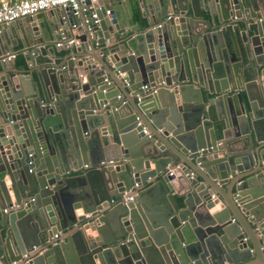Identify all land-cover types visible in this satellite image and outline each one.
<instances>
[{
    "label": "water",
    "instance_id": "water-1",
    "mask_svg": "<svg viewBox=\"0 0 264 264\" xmlns=\"http://www.w3.org/2000/svg\"><path fill=\"white\" fill-rule=\"evenodd\" d=\"M124 1L0 33V264H264V0Z\"/></svg>",
    "mask_w": 264,
    "mask_h": 264
},
{
    "label": "crops",
    "instance_id": "crops-1",
    "mask_svg": "<svg viewBox=\"0 0 264 264\" xmlns=\"http://www.w3.org/2000/svg\"><path fill=\"white\" fill-rule=\"evenodd\" d=\"M14 1H20V0H14ZM128 1H129L131 10H132V17H131L132 24L130 26H127L126 28L127 32L129 31V28L131 30H136L137 25H138L139 31L143 32L145 29H148L147 21H151L152 19L156 21L157 25L158 24L162 25L165 22L166 19L162 20L161 22L158 21V19L161 18L162 15H161V12H159L155 8L153 3H150V8H146V5H144V10L146 11V15H145L142 13L144 10L140 11L136 0H128ZM89 6H91L93 9L98 11V13L100 9H104L105 11L110 12L113 6L115 7V9H117V11L120 14H123L124 16L128 15L129 13V8L128 6H126V2L124 0H99L98 2L93 1L92 3L89 4ZM57 10L58 9H52V10L39 13L42 15V17H40V21L42 23L45 21L48 22V25L50 26V30H51L50 31L51 33L49 35L50 37H52V39L49 40V44H46L44 46H41L40 44H36L35 50L33 49V45H30V49L32 48L33 51L38 52L36 55L38 62H44L46 57L49 59H54L51 56L53 48L55 49V58L58 60L61 59V63H63L67 55L72 53L73 51L72 46H62L61 48H57L55 46V43L61 36V33H63L62 30H60L61 29V25L59 24L60 18L57 15L58 14ZM104 16L108 18L109 15L105 14ZM34 23H35L34 19H22V20L11 23L10 25L0 29V33L5 31L6 38H7L6 43H8V46L13 49L14 58H11L10 63L8 64H12L14 62L15 68H19L22 65L25 66V62L23 59L22 50L16 47V35L14 34V32L16 31L17 34L20 35L21 28H23L27 24L32 25ZM54 24H59L57 29L55 28L56 26ZM11 26H13L12 27L13 30L11 29ZM128 34H130V32ZM45 37L46 39H48L47 33H45ZM74 42L75 40H73V43ZM8 55L11 56L12 54L8 52ZM24 70H27L26 66L24 67ZM0 72H1V68H0ZM73 176H76V174L69 175V177H73ZM72 186H74V183L72 184ZM137 190H139L138 192L141 194V196H143V198H146V199L148 198L149 200H155L158 194L157 189L155 191H151V187L149 188V185L138 187ZM57 235H59L60 237L59 233H57Z\"/></svg>",
    "mask_w": 264,
    "mask_h": 264
},
{
    "label": "built area",
    "instance_id": "built-area-1",
    "mask_svg": "<svg viewBox=\"0 0 264 264\" xmlns=\"http://www.w3.org/2000/svg\"><path fill=\"white\" fill-rule=\"evenodd\" d=\"M87 1L93 0H1L0 1V29L10 25L11 23L17 22L22 19L33 18L39 13L52 9H61L68 10L73 16H83V19L86 23L90 20L94 24L97 23L98 11L93 9L91 6L87 5ZM106 15H109V11H105ZM170 16L166 17V20H169ZM161 24H158L156 27L159 28ZM73 40L66 39L63 33H61L60 38L55 43L57 48L62 46H71ZM14 58V55L8 57V60ZM143 89L145 87H142ZM103 164V163H101ZM111 164V162H109ZM84 169L88 168L86 165L83 166ZM171 170L169 175H172ZM136 189L137 185L134 186ZM138 194L132 192L124 198L125 201H131L132 198L136 197ZM17 207H10L9 209L3 210V213L7 214L9 211L16 209ZM58 235H53V239H57Z\"/></svg>",
    "mask_w": 264,
    "mask_h": 264
}]
</instances>
